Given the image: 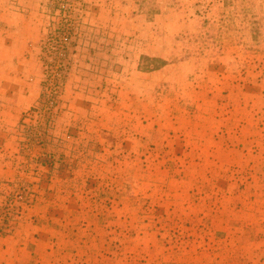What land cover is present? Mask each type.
Listing matches in <instances>:
<instances>
[{
	"label": "rangeland",
	"instance_id": "rangeland-1",
	"mask_svg": "<svg viewBox=\"0 0 264 264\" xmlns=\"http://www.w3.org/2000/svg\"><path fill=\"white\" fill-rule=\"evenodd\" d=\"M263 123L264 0H0V264H264Z\"/></svg>",
	"mask_w": 264,
	"mask_h": 264
},
{
	"label": "crops",
	"instance_id": "crops-1",
	"mask_svg": "<svg viewBox=\"0 0 264 264\" xmlns=\"http://www.w3.org/2000/svg\"><path fill=\"white\" fill-rule=\"evenodd\" d=\"M257 127H258V124H257ZM258 129H259V131H257L258 133V139H249V141H248V145H247V147H248V151H253V148H257V150L258 149H262V151L264 152V123H263V127H258ZM257 129V130H258ZM261 131V132H260ZM223 143V142H222ZM211 146H213L214 148L217 146L216 144H213L212 143V145ZM212 147V148H213ZM219 147H221V144H220V146ZM212 154V153H211ZM230 155H228L227 153H225V155L222 157L223 158V161L226 163V164H228L229 162H231V160H232V158H230L229 157ZM244 158V157H243ZM242 158V160L244 161L245 159H246V157L243 159ZM253 160H254V158H252V159H246V162L245 163H247L248 165H249V163H252V166H249V167H246L247 168V173H249L250 174V176L252 175V176H256V173L258 174V175H260V176H258V177H261V175H262V179H263V182H264V173H262V172H260V170H258V168H256L255 169V167H256V165H255V162H253ZM259 162H263L264 163V154H263V157H262V159H260V161ZM230 165V164H229ZM247 165V166H248ZM229 168H230V166H229ZM262 170H264V166L261 168V171ZM195 172V174H194V179H195V182L194 183H196V182H200V183H202V181H203V178H205V175L204 174H206V173H208V175L211 173V177L210 178H212V177H217V176H222V173L221 174H219V173H216L215 171H213V172H211V171H205L204 172V174H201V172H203V170H200V172H197V174H196V170L194 171ZM225 173H224V177L225 178H227L228 177V175H227V172H229V169L228 168H226L225 169V171H224ZM242 189V188H241ZM256 189H258V188H256ZM238 190V189H237ZM236 190V191H237ZM261 190H264V185H262L261 186ZM258 191L259 192H257L258 193V195H259V198H258V203H260L261 202V200H262V198H264V191L263 192H261L259 189H258ZM242 192H244V190H242ZM231 195H234V193H230ZM263 206V205H262ZM264 207V206H263ZM185 208H190L191 209V207H185ZM200 210V209H199ZM264 210V209H263ZM189 213V212H188ZM186 214V213H185ZM249 217V216H248ZM254 217H256V216H254ZM196 219V218H195ZM194 219V220H195ZM198 219V218H197ZM216 221H217V219H215ZM248 219H244V218H241V220H239V222L241 223V225H239V228H242L243 230H244V227H246V228H248L251 224H252V222L253 221H247ZM198 221H199V219H198ZM228 222L229 221H227V222H225V225H227L228 224ZM262 222H264V221H262ZM200 224V223H199ZM231 224V223H230ZM233 224V223H232ZM196 225V224H195ZM236 225V224H235ZM235 225H231L232 227L233 226H235ZM256 225H257V234L258 233H261L260 234V236L259 235H257V237L256 236H253V237H250V235L248 234V235H246L245 237L243 236L244 235V233H243V237L242 238H259V239H264V228H262V226L264 227V223H259V222H257L256 223ZM216 227H218L219 225H218V223L215 225ZM226 227V226H225ZM233 228H236V226L235 227H233ZM237 229V228H236ZM255 229V228H254ZM217 230H221V229H217ZM247 233L249 232V230L247 231V230H245ZM251 233H253V234H255V232H254V230L252 229L251 231H250ZM218 234V233H217Z\"/></svg>",
	"mask_w": 264,
	"mask_h": 264
}]
</instances>
